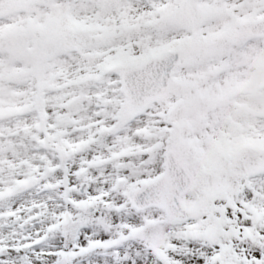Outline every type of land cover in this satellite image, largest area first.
I'll list each match as a JSON object with an SVG mask.
<instances>
[{"label":"snow or ice","instance_id":"1","mask_svg":"<svg viewBox=\"0 0 264 264\" xmlns=\"http://www.w3.org/2000/svg\"><path fill=\"white\" fill-rule=\"evenodd\" d=\"M0 264H264V0H0Z\"/></svg>","mask_w":264,"mask_h":264}]
</instances>
